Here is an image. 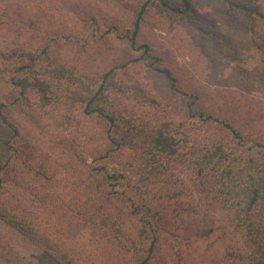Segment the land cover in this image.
<instances>
[{
    "label": "trees",
    "instance_id": "obj_1",
    "mask_svg": "<svg viewBox=\"0 0 264 264\" xmlns=\"http://www.w3.org/2000/svg\"><path fill=\"white\" fill-rule=\"evenodd\" d=\"M0 264H264V0H0Z\"/></svg>",
    "mask_w": 264,
    "mask_h": 264
}]
</instances>
